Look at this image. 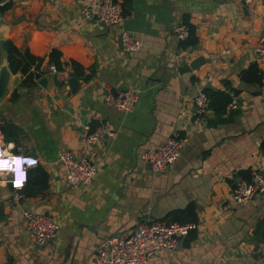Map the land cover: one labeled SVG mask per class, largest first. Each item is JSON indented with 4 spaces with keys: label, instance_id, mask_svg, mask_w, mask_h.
Listing matches in <instances>:
<instances>
[{
    "label": "crops",
    "instance_id": "0c3cea01",
    "mask_svg": "<svg viewBox=\"0 0 264 264\" xmlns=\"http://www.w3.org/2000/svg\"><path fill=\"white\" fill-rule=\"evenodd\" d=\"M121 1L123 18L115 27L82 19L84 0H13L0 16V40L42 58V75L28 85L0 52V70L8 72V89L0 96V140L5 153L38 160L16 200L0 173V264H92L104 237L187 208L196 218L186 222L194 225L193 238L188 234L174 252H156L144 264H264L258 226L264 191L237 205L230 198L237 177L264 173V58L253 51L264 28V2ZM185 18L196 43L181 48L174 27L187 25ZM122 31L140 42L137 49L122 48ZM51 49L59 51L61 62L53 75L47 72ZM252 63L260 70L259 85L240 80ZM227 82L238 91L230 120L205 119L191 128L195 95L224 90ZM118 91L136 94L130 112L103 102L106 92ZM101 121L111 124L112 135L84 142L83 128L90 131ZM174 134L184 138L176 159L153 175L142 152ZM63 150L96 167L88 185L65 182L57 158ZM23 209L50 215L55 237L37 246Z\"/></svg>",
    "mask_w": 264,
    "mask_h": 264
},
{
    "label": "built area",
    "instance_id": "2783aa9c",
    "mask_svg": "<svg viewBox=\"0 0 264 264\" xmlns=\"http://www.w3.org/2000/svg\"><path fill=\"white\" fill-rule=\"evenodd\" d=\"M247 4L250 0H233ZM82 19L95 21L105 27H115L121 23L123 18V7L121 0H84L80 10ZM174 34L182 41L187 37L188 30L184 24L174 27ZM122 48L125 51L137 49L140 42L133 39L127 32L120 34ZM253 51L258 58H264V28L257 35ZM47 72L53 75L56 68L53 63H48ZM136 94L131 91L106 92L103 102L119 112H130L136 101ZM194 111L191 128L205 120L208 113L207 97L203 92H198L194 99ZM237 95L231 94L228 108H235ZM112 127L108 121H101L96 127L88 131L86 127L82 130V138L87 144L100 143L106 136L112 135ZM184 138L177 134L168 136L160 146L147 149L142 152L141 159L153 175L163 173L169 164L177 157L182 147ZM1 153H5L0 140ZM0 156V159L8 160L12 157L32 158L33 156L23 153H9ZM58 162L64 173V180L70 187H82L88 185L94 176L96 167L84 158H74L68 151H59ZM33 160L37 158L33 157ZM38 161V160H37ZM6 174L3 179L12 189V199L16 200L21 195L19 190L23 187H14L13 181L6 169L0 171ZM25 182H23L24 185ZM264 191V173L252 171L249 179L237 177L230 191L231 204L237 205L250 200ZM21 218L37 246L45 244L53 239L56 234L57 225L53 218L44 212H31L26 209L21 211ZM194 227L190 223H179L176 221L165 222L159 219L142 220L136 222L131 229L104 237L94 248L92 253V264H144L156 252H174L181 238L187 236L190 229Z\"/></svg>",
    "mask_w": 264,
    "mask_h": 264
},
{
    "label": "trees",
    "instance_id": "16d2710c",
    "mask_svg": "<svg viewBox=\"0 0 264 264\" xmlns=\"http://www.w3.org/2000/svg\"><path fill=\"white\" fill-rule=\"evenodd\" d=\"M264 2V0H262ZM13 0H0V16L11 7ZM186 22V18L184 19ZM188 34L187 37L179 41V45L181 48L191 47L196 43V36L194 32V28L187 24ZM3 51L7 63L8 69L12 73L19 72L20 75L23 77L21 82L23 84H32L34 80L38 79L42 75V71H40V64L42 62V58L36 57L32 55L28 50H19L17 49L10 40H0V52ZM48 63H53L56 70L61 68V62L59 60L60 53L57 49H51L47 55ZM73 69L77 75L80 74V70L73 64ZM240 80L244 83H250L259 85L261 81V74L260 70L257 68L255 63L249 65L248 69L241 72ZM224 90L218 91H211V90H204L203 93L207 97V109L208 112L212 115L209 118L206 115V120L209 123L217 124L221 122H225L230 120L232 110L234 108H228L227 105L231 100V94H235L238 92L236 89L230 88L228 82L224 84ZM236 108V107H235ZM207 113V114H209ZM262 148H264V141L262 143ZM29 176V174H28ZM244 177V176H243ZM248 178V177H247ZM245 177V179H247ZM185 216L180 218L181 214ZM195 214L192 208H187L185 210H180L171 213L168 215L165 222H172L176 221L179 223H194L195 222ZM260 224V223H259ZM260 228L262 227V231L264 232V220L262 221V225L260 224ZM189 238H193V231L189 230L188 232ZM187 234V235H188Z\"/></svg>",
    "mask_w": 264,
    "mask_h": 264
},
{
    "label": "clouds",
    "instance_id": "9594fccd",
    "mask_svg": "<svg viewBox=\"0 0 264 264\" xmlns=\"http://www.w3.org/2000/svg\"><path fill=\"white\" fill-rule=\"evenodd\" d=\"M13 147V145H9ZM2 148L0 149V156L7 155V153H1ZM37 160L26 157H12L10 156L8 160L0 159V171L6 169V172L11 174V177L15 180L13 181L14 187H22L23 182H26L30 169L37 165Z\"/></svg>",
    "mask_w": 264,
    "mask_h": 264
},
{
    "label": "water",
    "instance_id": "95a60500",
    "mask_svg": "<svg viewBox=\"0 0 264 264\" xmlns=\"http://www.w3.org/2000/svg\"><path fill=\"white\" fill-rule=\"evenodd\" d=\"M0 39H2V36L0 35ZM119 43H120V39L118 40ZM7 77H8V72L6 71V69H2L0 70V96L3 95L8 87H7ZM44 80L43 78H40L38 80V83L39 84H44ZM76 79L75 78H70L69 79V84H70V87L71 88H75V85H76Z\"/></svg>",
    "mask_w": 264,
    "mask_h": 264
}]
</instances>
